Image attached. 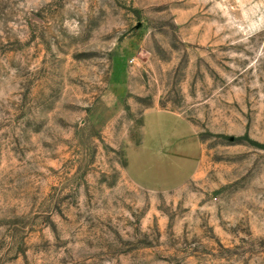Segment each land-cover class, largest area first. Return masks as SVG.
Segmentation results:
<instances>
[{
	"label": "rangeland",
	"instance_id": "1",
	"mask_svg": "<svg viewBox=\"0 0 264 264\" xmlns=\"http://www.w3.org/2000/svg\"><path fill=\"white\" fill-rule=\"evenodd\" d=\"M0 264H264V0H0Z\"/></svg>",
	"mask_w": 264,
	"mask_h": 264
},
{
	"label": "crops",
	"instance_id": "2",
	"mask_svg": "<svg viewBox=\"0 0 264 264\" xmlns=\"http://www.w3.org/2000/svg\"><path fill=\"white\" fill-rule=\"evenodd\" d=\"M176 128L186 129L185 126L178 124L172 117L165 116L163 113L149 114L147 116L145 126L147 134L146 142L140 148L133 151L131 158V169L139 179L153 180V184L158 185V183H161L159 172H162L163 166L168 168L174 166L171 156L157 151L158 148L163 147L162 143L164 141L157 134L159 131H165L167 137H169L174 135ZM172 139L168 140L167 144H170ZM185 166L178 170L179 177L183 176L188 170L186 164Z\"/></svg>",
	"mask_w": 264,
	"mask_h": 264
}]
</instances>
